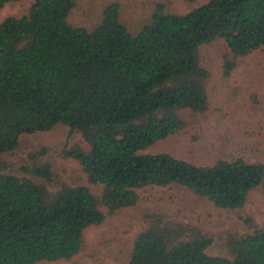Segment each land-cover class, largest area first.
Returning <instances> with one entry per match:
<instances>
[{
    "label": "trees",
    "instance_id": "1",
    "mask_svg": "<svg viewBox=\"0 0 264 264\" xmlns=\"http://www.w3.org/2000/svg\"><path fill=\"white\" fill-rule=\"evenodd\" d=\"M23 0H0V11ZM188 5L200 0H183ZM77 0H34L22 16L0 23V264L70 262L85 249L84 234L121 210L137 206V191L172 185L189 189L223 210L243 208L264 194V165L243 158L199 166L169 154H142L188 127L186 113L204 116L211 73L200 49L223 41V75L264 49V0H209L188 14L159 4L135 30L121 5L109 3L90 26L71 18ZM57 126L79 134L65 159L79 162L91 185L61 184L38 157L9 173L3 159L24 135ZM32 177V178H31ZM127 264H264V226L223 238L156 211L142 217ZM224 241V254L208 249Z\"/></svg>",
    "mask_w": 264,
    "mask_h": 264
},
{
    "label": "rangeland",
    "instance_id": "2",
    "mask_svg": "<svg viewBox=\"0 0 264 264\" xmlns=\"http://www.w3.org/2000/svg\"><path fill=\"white\" fill-rule=\"evenodd\" d=\"M34 0L8 4L0 11V23L9 17L24 15ZM79 9L71 22L90 26L109 3L121 5L123 20L135 30L159 4H166L173 14H188L209 0L188 5L183 0H77ZM203 64L211 73L209 107L204 116L192 118L186 113L188 127L167 138L142 154H169L199 166H213L219 161L243 158L251 164L264 165V49L241 59L230 78L223 75L227 46L223 41L201 47ZM69 128L57 126L50 132L24 135L19 148L3 159L9 164V173L25 177L23 168L32 158L47 162L52 170V182L33 178L55 192L61 184L87 187L100 195L101 187L91 185L82 166L73 159H65L63 151L74 145L85 151L89 146L79 134H69ZM32 178V177H31ZM137 206L121 210L107 218L99 227L85 231V249L70 262L51 264H127V255L136 237L145 229L142 217L156 211L170 214L177 221L196 226L225 238L227 232L247 234L244 219L250 217L258 226H264V194L252 192L246 205L240 209L223 210L189 189L172 185L148 187L137 191ZM224 241L217 240L208 249L213 256L224 254ZM50 264V263H43Z\"/></svg>",
    "mask_w": 264,
    "mask_h": 264
}]
</instances>
